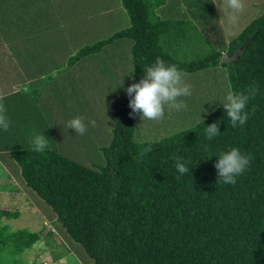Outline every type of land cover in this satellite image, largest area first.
Segmentation results:
<instances>
[{
    "label": "trees",
    "instance_id": "16d2710c",
    "mask_svg": "<svg viewBox=\"0 0 264 264\" xmlns=\"http://www.w3.org/2000/svg\"><path fill=\"white\" fill-rule=\"evenodd\" d=\"M203 1L208 5L209 0ZM117 2L128 26L78 48L57 73L113 41L126 39L131 42L133 83L160 58L185 74L219 67L228 91L243 92L257 84L258 91L245 109L247 122L233 128L219 106L172 135L134 142L139 116H130L127 96L113 114L109 143L100 149L102 165L86 168L55 150L38 153L23 148L22 142L13 144V133L14 141H21L24 117L21 128L0 135V152L16 164L25 188L49 209L51 223L90 264H264V11L227 31L226 45L215 50L191 21L161 20L155 14L166 0ZM226 9L221 12L223 26L233 15ZM252 35L233 63L219 64L223 54L238 49ZM50 78L45 76V81ZM213 123L219 124L220 134L209 140L205 127ZM147 147L151 152L141 157ZM234 147L252 159L234 185H225L217 182L213 166L219 153ZM175 157L186 163L188 173L176 171ZM17 216L0 209V264H21L23 251L39 239V232L10 230L1 223Z\"/></svg>",
    "mask_w": 264,
    "mask_h": 264
},
{
    "label": "rangeland",
    "instance_id": "374dc122",
    "mask_svg": "<svg viewBox=\"0 0 264 264\" xmlns=\"http://www.w3.org/2000/svg\"><path fill=\"white\" fill-rule=\"evenodd\" d=\"M110 1L115 4L116 0ZM243 2L245 8L238 13L240 17L224 26L221 12L226 9V0H209L208 5L203 1L201 16L191 18L192 15H187L202 24L206 22L202 27L204 37L215 47H224L227 31L242 27L264 11V0ZM106 10L98 0H0V95L9 94L17 84L28 91L22 97L24 104L21 103V107L16 106L14 99L9 100L13 107L11 111L25 109L20 113L26 117L21 141L13 138V144L22 142L23 148H33L30 137L41 133L49 139V150L86 168L103 164L100 149L109 143L113 114L119 111L127 97V69L131 64L130 58L127 59L128 40L113 41L103 47L98 56H88L68 71L57 72L78 48L128 26L123 11L114 19L108 17ZM200 17L205 21L202 22ZM220 29L224 34L219 37L216 33ZM18 61L25 67L21 76L13 66ZM220 71L214 76L206 70L186 74L185 81L192 85V95L181 99L188 109L177 112L166 107L163 120L158 121L138 117L133 141H157L188 128L214 108L222 106L227 90L223 71ZM47 75L51 78L46 82ZM25 81H29L27 85H23ZM34 90L35 102H32ZM76 117L84 118L87 125L84 135H77L66 127L67 122ZM93 120L95 127L89 124ZM0 209L18 213L16 219L1 220L10 230L39 232L38 241L21 254V264H90L82 250L64 236L58 225L51 223L53 217L49 209L25 188L16 164L2 151Z\"/></svg>",
    "mask_w": 264,
    "mask_h": 264
},
{
    "label": "clouds",
    "instance_id": "9594fccd",
    "mask_svg": "<svg viewBox=\"0 0 264 264\" xmlns=\"http://www.w3.org/2000/svg\"><path fill=\"white\" fill-rule=\"evenodd\" d=\"M226 8L233 13L232 22H235L238 14L245 8L243 0H226ZM185 73L176 65H167L165 62L156 58L155 62L148 65L143 70V76L138 83L131 84L125 91L128 97V107L131 109L130 116L138 115L141 120L158 121L163 120L165 108L177 112L188 109L187 103L181 99L192 95V85L185 81ZM259 86L253 84L243 92H233L231 89L227 92L223 109L231 121L233 128L243 126L249 114L245 111L248 102L254 99ZM5 97L0 95V130L8 131L10 120L7 116V109L3 103ZM255 107L252 111L255 112ZM92 127H95V121H89ZM77 135H84L87 131V125L83 117H76L69 120L66 124ZM219 124L213 123L205 127V133L209 140L219 133ZM30 143L33 151L44 153L49 147V139L41 133L33 134L30 137ZM151 148H143L140 156L151 152ZM251 155L243 154L239 148H231L226 152L219 153L216 158L214 168L217 172V182L225 185H234L237 177L242 175L250 166ZM175 168L180 174H186L189 169L180 157H175Z\"/></svg>",
    "mask_w": 264,
    "mask_h": 264
},
{
    "label": "crops",
    "instance_id": "0c3cea01",
    "mask_svg": "<svg viewBox=\"0 0 264 264\" xmlns=\"http://www.w3.org/2000/svg\"><path fill=\"white\" fill-rule=\"evenodd\" d=\"M97 1V0H96ZM99 1V3H100V6L101 7H105V8H107V10H106V14H108V17H110V16H113L114 17V19H117V17H118V15H121V12H122V10H121V8H120V6H119V4H118V2H116L115 1V4L113 3L114 1H110V0H98ZM203 2V0H166V2H165V4L163 5V6H161V7H159V8H157L156 10H155V14L161 19V20H169V21H174V20H185V21H191L192 23H193V25L195 26V28H196V30H197V32L202 36V38L206 41V42H208L207 40V38L206 37H204V35L202 34V32H203V30H204V28H202L203 26L205 27V25H206V22H204V24H202L199 20H196V19H191L188 15H187V13L188 12H192V13H194V16H196V18L197 17H199V16H201V12H202V7L201 6H199L200 5V3H202ZM196 6V7H193L192 8V6ZM187 6H191V8L190 9H187ZM199 7H200V9H199ZM197 8V9H196ZM107 17V16H106ZM199 19V18H198ZM200 20L202 21V19H201V17H200ZM203 21H205V20H203ZM202 21V22H203ZM217 28V27H216ZM223 31L224 30H222V29H220V31H217V33H216V35L217 34H219L218 36L220 37V34L222 33V34H224L223 33ZM224 36V35H223ZM217 37V36H216ZM122 40H126V39H122ZM220 41H221V39H220ZM226 41H227V38H226V36L224 37V43H223V45L225 46L226 45ZM128 43H126V46H127V49H128V53H127V59L128 58H130V47H131V42L128 40L127 41ZM209 43V42H208ZM221 43H222V41H221ZM209 44H211V43H209ZM108 46V45H107ZM211 46L213 47V49H215V50H217V49H221V47H222V45L221 46H219V48H217V47H215L214 46V44L212 45L211 44ZM100 52H101V50H100ZM100 52L99 53H97V54H95V55H91V56H98V54H100ZM100 56V55H99ZM30 58H32V57H30ZM110 58V57H109ZM29 59V58H28ZM84 59V58H83ZM82 60V59H81ZM29 61V60H28ZM26 62H27V59L25 60V64H26ZM79 62V61H78ZM130 65V66H129ZM128 65V72H127V80L129 79V85L128 86H130L131 84V80H132V76H131V64H129ZM13 66H16L17 67V69H18V75L19 76H21L22 75V72H23V69L25 68L24 67V65L22 64L21 65V63L18 61V62H15L14 63V65ZM12 66V67H13ZM122 69V68H121ZM121 69H120V72H121ZM221 68H219V67H216V68H209V69H206V72H210L213 76L214 75H218V74H220L221 73ZM120 74V73H119ZM118 74V75H119ZM123 79H124V77H123ZM120 81H123L122 79L120 80ZM29 81H25V83H23V85H27V83H28ZM225 82V81H224ZM226 84V83H225ZM18 86L13 90H11L10 91V93L9 94H2V96H4L5 97V99H4V101H3V103L5 104V106H6V109H7V116H8V118H9V120H10V122H11V124H10V127H9V129L8 130H16V129H18V128H21L22 127V125H21V121L23 120V117L24 118H26L25 117V115L23 116V115H21V113L20 112H25V110H16V109H13L12 111H11V105H12V103L10 102L11 100H15V102H17L16 104L18 105V107H21L22 105H19V102L20 103H22L23 101H21L22 100V97L23 96H25V94H28V91H27V88L26 89H21V88H19L20 87V85L19 84H17ZM19 88V89H18ZM227 90V92H228V89H227V87H226V89H225V91ZM19 94H20V96H19ZM16 96H19V97H16ZM21 97V98H20ZM10 100V101H9ZM10 103H9V102ZM22 104H24V103H22ZM26 105V104H25ZM13 108V107H12ZM15 110V111H14ZM15 112V113H14ZM20 113V114H19ZM21 125V126H20ZM111 129V128H110ZM17 131V130H16ZM5 134V131H3V130H0V135L2 136V135H4ZM33 135V134H32ZM5 136H7L6 134H5ZM11 136H12V138H15L14 137V133L13 134H11ZM1 138V137H0ZM5 138V137H4ZM8 138V137H7Z\"/></svg>",
    "mask_w": 264,
    "mask_h": 264
},
{
    "label": "water",
    "instance_id": "95a60500",
    "mask_svg": "<svg viewBox=\"0 0 264 264\" xmlns=\"http://www.w3.org/2000/svg\"><path fill=\"white\" fill-rule=\"evenodd\" d=\"M254 37V35H252L251 37H249L248 39H246L243 44L241 45V47H239L238 49H234L233 51H231L229 54H223L220 57L219 60V64H229V63H233L238 56L243 52L246 44L252 40V38Z\"/></svg>",
    "mask_w": 264,
    "mask_h": 264
}]
</instances>
